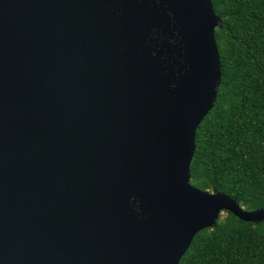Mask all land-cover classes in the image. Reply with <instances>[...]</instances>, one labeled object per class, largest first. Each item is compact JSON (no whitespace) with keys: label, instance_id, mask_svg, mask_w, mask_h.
Segmentation results:
<instances>
[{"label":"water","instance_id":"obj_1","mask_svg":"<svg viewBox=\"0 0 264 264\" xmlns=\"http://www.w3.org/2000/svg\"><path fill=\"white\" fill-rule=\"evenodd\" d=\"M211 0H0V264H179L224 212L190 183L214 107Z\"/></svg>","mask_w":264,"mask_h":264},{"label":"trees","instance_id":"obj_2","mask_svg":"<svg viewBox=\"0 0 264 264\" xmlns=\"http://www.w3.org/2000/svg\"><path fill=\"white\" fill-rule=\"evenodd\" d=\"M221 83L197 128L190 183L264 207V0H211ZM179 264H264V223L224 212L199 232Z\"/></svg>","mask_w":264,"mask_h":264}]
</instances>
